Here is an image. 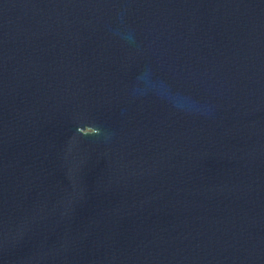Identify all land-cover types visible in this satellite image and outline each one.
<instances>
[{"label": "water", "instance_id": "1", "mask_svg": "<svg viewBox=\"0 0 264 264\" xmlns=\"http://www.w3.org/2000/svg\"><path fill=\"white\" fill-rule=\"evenodd\" d=\"M0 264H264V0H0Z\"/></svg>", "mask_w": 264, "mask_h": 264}]
</instances>
